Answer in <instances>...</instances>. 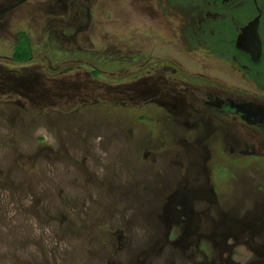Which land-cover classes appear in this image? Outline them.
Returning a JSON list of instances; mask_svg holds the SVG:
<instances>
[{"label":"rangeland","instance_id":"rangeland-1","mask_svg":"<svg viewBox=\"0 0 264 264\" xmlns=\"http://www.w3.org/2000/svg\"><path fill=\"white\" fill-rule=\"evenodd\" d=\"M31 2L0 20V264H264V143L139 96L156 66L186 103L252 86L117 1Z\"/></svg>","mask_w":264,"mask_h":264},{"label":"flooded vegetation","instance_id":"flooded-vegetation-1","mask_svg":"<svg viewBox=\"0 0 264 264\" xmlns=\"http://www.w3.org/2000/svg\"><path fill=\"white\" fill-rule=\"evenodd\" d=\"M31 1L33 0H0V4H2L0 20L10 12H20L23 9L30 12ZM57 1L59 0H53L55 3ZM110 1H117V6L122 4L125 11L130 10L140 14V17L147 22L153 20L156 24L154 31L159 30L164 35L168 33L170 38L177 39L182 43L188 52L196 48L205 52L207 57H217L221 64L228 65L233 71L241 74L243 80L253 88V92L246 94L243 90L222 91L224 86L220 85L219 89L215 91L205 89L202 96H199L201 98L192 95L190 103L187 102V104L183 93L178 91L185 85L184 80L173 78V72L163 66H156L153 68L155 78L147 77L151 70L148 72L146 70V73L140 77L142 87L139 89V96L142 97V101L147 103L154 101L153 98H157L159 107L169 111L173 116L175 115V118H182L172 121L176 127L192 128L191 123L204 124L211 120L224 126L225 123L237 120L238 123L255 132L254 144H249L245 148L251 149V155L255 154L256 150H260V148L255 149L253 145L264 143V0ZM91 2L94 5L97 0H91ZM47 4L49 5L50 2L48 1ZM109 10L111 9L108 8L107 12L110 14ZM93 12H98V2L93 7ZM105 15L107 14L104 13L100 16ZM96 16L94 17L95 25H101L99 17ZM9 19L0 21V25L9 23ZM254 21L257 22V34L260 42V56L256 62L249 54L237 48L238 41L244 42L243 48L249 44L250 33L244 34V31ZM20 34L16 35V42H18ZM97 36L94 37V40H97ZM25 37L30 44L28 36L25 35ZM101 38L100 36L102 42ZM163 64L159 62L154 65ZM173 64L179 66L176 63ZM153 81L157 84H154ZM173 106L176 108L186 106L189 114L183 118L175 113L177 109L173 110ZM169 107L172 109L170 110Z\"/></svg>","mask_w":264,"mask_h":264},{"label":"water","instance_id":"water-1","mask_svg":"<svg viewBox=\"0 0 264 264\" xmlns=\"http://www.w3.org/2000/svg\"><path fill=\"white\" fill-rule=\"evenodd\" d=\"M249 34V44L243 48L244 42L238 41L237 48L241 51H243L246 54H249L250 57L254 62L257 61V59L260 56V42L259 37L257 34V22L254 21L252 24H250L244 31V34Z\"/></svg>","mask_w":264,"mask_h":264},{"label":"trees","instance_id":"trees-1","mask_svg":"<svg viewBox=\"0 0 264 264\" xmlns=\"http://www.w3.org/2000/svg\"><path fill=\"white\" fill-rule=\"evenodd\" d=\"M18 44H26V47L28 49V54H20L17 51L13 54L12 60L17 63H25L33 59L32 49L30 47V44L28 43L27 38L25 37L24 33H21L19 35ZM18 49V48H17ZM94 76L98 75L96 72L93 73Z\"/></svg>","mask_w":264,"mask_h":264}]
</instances>
